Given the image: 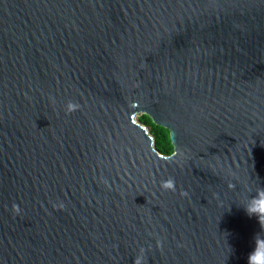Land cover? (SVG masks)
I'll return each mask as SVG.
<instances>
[{
    "label": "water",
    "instance_id": "1",
    "mask_svg": "<svg viewBox=\"0 0 264 264\" xmlns=\"http://www.w3.org/2000/svg\"><path fill=\"white\" fill-rule=\"evenodd\" d=\"M259 198L264 0H0V264H248Z\"/></svg>",
    "mask_w": 264,
    "mask_h": 264
},
{
    "label": "clouds",
    "instance_id": "2",
    "mask_svg": "<svg viewBox=\"0 0 264 264\" xmlns=\"http://www.w3.org/2000/svg\"><path fill=\"white\" fill-rule=\"evenodd\" d=\"M71 103L68 105V110L74 109ZM163 190L175 191L176 185L173 179L163 181L161 184ZM244 209L249 216L257 217L261 229L264 230V198L250 199L244 204ZM255 247L248 255V264H264V238H261L260 233L255 237Z\"/></svg>",
    "mask_w": 264,
    "mask_h": 264
},
{
    "label": "trees",
    "instance_id": "3",
    "mask_svg": "<svg viewBox=\"0 0 264 264\" xmlns=\"http://www.w3.org/2000/svg\"><path fill=\"white\" fill-rule=\"evenodd\" d=\"M137 120L148 128L154 139V146L160 153L167 155L173 151V146L169 138V131L166 128L155 124L146 114L139 115Z\"/></svg>",
    "mask_w": 264,
    "mask_h": 264
}]
</instances>
